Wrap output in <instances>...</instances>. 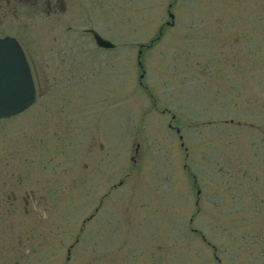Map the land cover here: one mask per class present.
I'll return each mask as SVG.
<instances>
[{
  "label": "rangeland",
  "instance_id": "rangeland-1",
  "mask_svg": "<svg viewBox=\"0 0 264 264\" xmlns=\"http://www.w3.org/2000/svg\"><path fill=\"white\" fill-rule=\"evenodd\" d=\"M91 9L76 28L115 48L78 34L70 77L74 62L43 57L60 39L40 22L29 46L37 71L49 63L48 94L0 120V165L29 168L27 188L52 200L44 214L13 209L14 262L264 264V0ZM32 222L41 247L18 253Z\"/></svg>",
  "mask_w": 264,
  "mask_h": 264
},
{
  "label": "flooded vegetation",
  "instance_id": "flooded-vegetation-1",
  "mask_svg": "<svg viewBox=\"0 0 264 264\" xmlns=\"http://www.w3.org/2000/svg\"><path fill=\"white\" fill-rule=\"evenodd\" d=\"M99 1L103 0H0V39H16L25 54L33 78L36 79V73H40L44 81L47 82L51 79V76L46 74L49 63H46V67L41 68L40 72L37 71V67H35L37 52L35 50L33 51L29 44L35 41L40 43L39 36L37 35V37L33 30L38 27L40 22H49L55 29L58 28V35L55 34L54 38L55 40H60L55 46L41 47L40 49L43 53V57L45 60L57 59L59 63H66L69 65L74 62V75L72 76V73L70 74V77H74L78 42L76 37L80 34L81 37L90 35L93 38L92 31L95 30L93 28H83L79 31L76 28L78 13L83 11L87 13L89 10H92L91 8L94 4ZM65 17H69L67 20L68 23L64 21ZM81 42L86 44L87 40H81ZM46 54L49 56L46 57ZM42 91H44V89L41 85V87L37 89V98L39 95L42 96ZM16 116L7 120L16 118ZM58 125L60 126L61 124ZM66 125L70 127L69 131H72V125ZM50 131L52 132V129L47 126L43 129V134L45 135L43 139L47 140V142L49 141L48 138H50V136L47 137ZM10 132H13V130ZM54 137L60 141L62 139V137L56 135H54ZM91 138L93 140L95 139L100 147L99 143H101V140L99 136H91ZM10 144H12V154L10 158L15 159V156H18V154H16L14 143ZM31 175L32 172L29 168H26L25 172H13L10 162H6V165H0V264H20L18 261L14 262V257H24V255L15 253L13 234L9 232V230H12L13 225V220L11 219L14 214L13 209L23 205L26 214L29 213L30 208L39 209V212L44 214V208L49 207L52 203L48 195H39L37 197L36 190L27 188L28 180ZM42 216L43 219L41 218V220L47 221V218L44 217V215ZM38 225L39 224L32 222L31 226H28L29 236L26 238L22 235L17 237L16 244L22 248L21 250H16L18 253H23V251L29 253L32 251L36 254L38 252V247H41L42 244L40 242L41 236L36 231ZM2 233H5V235Z\"/></svg>",
  "mask_w": 264,
  "mask_h": 264
},
{
  "label": "snow or ice",
  "instance_id": "snow-or-ice-1",
  "mask_svg": "<svg viewBox=\"0 0 264 264\" xmlns=\"http://www.w3.org/2000/svg\"><path fill=\"white\" fill-rule=\"evenodd\" d=\"M8 64L11 67V78L7 88L4 83V68ZM36 79L29 72L22 51L6 45L0 44V91L3 94L4 110L21 111L33 105L36 100L37 89L41 87L40 73H36ZM46 79V77H45ZM48 94L45 88L41 92L42 96ZM39 109V105H37Z\"/></svg>",
  "mask_w": 264,
  "mask_h": 264
},
{
  "label": "water",
  "instance_id": "water-1",
  "mask_svg": "<svg viewBox=\"0 0 264 264\" xmlns=\"http://www.w3.org/2000/svg\"><path fill=\"white\" fill-rule=\"evenodd\" d=\"M174 16L171 15V18H173ZM94 34V37L96 39V41L98 42V44L100 46H104L106 48H111L113 47V44H111L110 41L102 38L99 34H97L96 32H93ZM5 43L6 45H11L13 48H16L20 51L21 48L19 47L18 43L13 40V39H5V40H0V44L2 43ZM25 58V57H24ZM26 62V61H25ZM27 64V63H26ZM28 68V67H27ZM29 70V69H28ZM10 78H11V67L10 65L6 64L5 65V68H4V83H5V88H7L9 86V83H10ZM25 109H22L21 111H23ZM19 111V112H21ZM17 111H12V110H9V109H5L4 110V100H3V94H2V91H0V119L1 118H8V117H11L17 113H19Z\"/></svg>",
  "mask_w": 264,
  "mask_h": 264
}]
</instances>
